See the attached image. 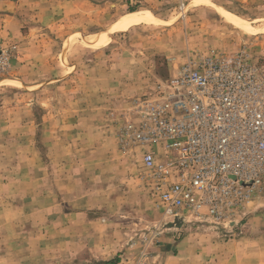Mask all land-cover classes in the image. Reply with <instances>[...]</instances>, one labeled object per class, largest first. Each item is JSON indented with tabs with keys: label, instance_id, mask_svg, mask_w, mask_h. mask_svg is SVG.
<instances>
[{
	"label": "rangeland",
	"instance_id": "1",
	"mask_svg": "<svg viewBox=\"0 0 264 264\" xmlns=\"http://www.w3.org/2000/svg\"><path fill=\"white\" fill-rule=\"evenodd\" d=\"M23 1L22 33L43 39L12 62L0 42V264H264V193L230 230L192 223L147 244L162 211L118 145L136 101L193 54L264 66V0ZM129 13L148 18L116 26Z\"/></svg>",
	"mask_w": 264,
	"mask_h": 264
},
{
	"label": "built area",
	"instance_id": "2",
	"mask_svg": "<svg viewBox=\"0 0 264 264\" xmlns=\"http://www.w3.org/2000/svg\"><path fill=\"white\" fill-rule=\"evenodd\" d=\"M9 60L0 45V75ZM118 145L138 159L162 211L147 244L176 222L239 226L246 205L264 193V66L244 53L193 54L136 101Z\"/></svg>",
	"mask_w": 264,
	"mask_h": 264
},
{
	"label": "crops",
	"instance_id": "3",
	"mask_svg": "<svg viewBox=\"0 0 264 264\" xmlns=\"http://www.w3.org/2000/svg\"><path fill=\"white\" fill-rule=\"evenodd\" d=\"M23 2L26 5L28 0H24ZM29 2H31V0H29ZM20 3L21 0H0V42L7 47L14 48L13 53L15 58L12 57L11 62L14 59L16 61L23 60L25 58V53H31L33 49L35 50V47H39V41L43 39L42 35L32 31L33 29L39 28L31 22L29 23L30 32L26 34L22 33L23 18L25 17H23L22 13L19 11L21 7ZM20 67L22 68L24 65ZM80 217H82V215L79 213H71L69 215H63L59 219H61L66 226L69 224V221L75 223ZM65 226L63 231L69 230L71 232L73 229L70 225L66 228Z\"/></svg>",
	"mask_w": 264,
	"mask_h": 264
},
{
	"label": "bare ground",
	"instance_id": "4",
	"mask_svg": "<svg viewBox=\"0 0 264 264\" xmlns=\"http://www.w3.org/2000/svg\"><path fill=\"white\" fill-rule=\"evenodd\" d=\"M226 15H228V14H226ZM146 18H148V16L139 15L137 13H129V14L125 15L124 17H122L119 20V22L117 23L116 26H118V27H128V26H132V25L141 23ZM103 37L104 36H102L101 38H99V40L98 39L95 40L93 38L92 39H86V40H84V42L86 44L92 46V47H95V48L101 47L103 45V43H104ZM175 225L177 227H175L174 229H177V230L181 229L180 228V225H177L176 223H175Z\"/></svg>",
	"mask_w": 264,
	"mask_h": 264
},
{
	"label": "water",
	"instance_id": "5",
	"mask_svg": "<svg viewBox=\"0 0 264 264\" xmlns=\"http://www.w3.org/2000/svg\"><path fill=\"white\" fill-rule=\"evenodd\" d=\"M177 225H180L179 222H176Z\"/></svg>",
	"mask_w": 264,
	"mask_h": 264
}]
</instances>
